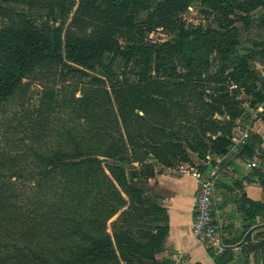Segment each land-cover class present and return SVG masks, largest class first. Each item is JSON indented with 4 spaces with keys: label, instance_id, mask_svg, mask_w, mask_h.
I'll return each instance as SVG.
<instances>
[{
    "label": "trees",
    "instance_id": "obj_1",
    "mask_svg": "<svg viewBox=\"0 0 264 264\" xmlns=\"http://www.w3.org/2000/svg\"><path fill=\"white\" fill-rule=\"evenodd\" d=\"M222 1L77 0L63 33L50 16L64 22L75 0H0V111L37 65L55 74L60 62L72 63L60 70L69 95L47 87L32 126L16 128L11 144L0 142V264H173L157 257L169 231L167 209L142 184L175 161L194 162L192 152L227 164L238 119L259 107L264 122V80L243 81L251 74L247 57L233 58L224 38L183 18L195 4L208 13ZM250 7L230 5L227 14L251 9L264 30V11L256 12L264 0ZM141 11L145 22L136 20ZM155 28L169 39H150ZM198 35L218 53L219 81L194 57ZM255 44L264 60V40ZM177 52L184 63L168 66ZM69 75L77 80L67 82ZM229 81L240 84L230 91ZM241 87L248 106L237 97ZM51 113L61 124L51 126ZM253 139L256 133L240 153L252 154ZM248 208L263 211L264 203L249 199Z\"/></svg>",
    "mask_w": 264,
    "mask_h": 264
},
{
    "label": "crops",
    "instance_id": "obj_2",
    "mask_svg": "<svg viewBox=\"0 0 264 264\" xmlns=\"http://www.w3.org/2000/svg\"><path fill=\"white\" fill-rule=\"evenodd\" d=\"M248 119L242 116L238 123L245 125ZM258 125L256 122L255 126ZM253 133L257 140L251 142V155L246 150L228 151L223 158L227 164L220 166L217 162L213 169V217L219 227L213 239L195 236L192 231L197 180L189 174H174L168 168L157 175L155 180L164 190L169 218L161 257L188 264H264V248L249 249L264 240L260 236L264 230V210L248 208L249 199L264 203V125L261 131ZM253 162L255 166L250 165ZM234 245H242V250L235 252Z\"/></svg>",
    "mask_w": 264,
    "mask_h": 264
},
{
    "label": "rangeland",
    "instance_id": "obj_3",
    "mask_svg": "<svg viewBox=\"0 0 264 264\" xmlns=\"http://www.w3.org/2000/svg\"><path fill=\"white\" fill-rule=\"evenodd\" d=\"M257 0H223L220 8H214L210 10L208 7V13H204L201 11V7L197 4L193 5L189 8L186 14L183 15L188 22H193L195 24H202L205 29L206 35L215 38V39H225L227 43L231 47V56L236 58L240 54L245 55L247 57L249 70L251 74H245L243 77V81H245L248 85L252 86V84L260 85L261 81L264 80V60L261 55L258 54L260 47L255 44V42H260L264 40V30L260 26L261 23L256 16L251 14V5L256 3ZM77 0H75L74 8L69 17L63 22L62 19L55 16H50V22L52 25H60V23L64 24V32L67 28L73 12L77 8ZM232 7H241L248 8L250 7L249 13L244 15V12L236 11L231 15L227 14L229 6ZM19 8H25L23 5H19ZM264 11V7H258L256 12L259 14ZM147 12L141 11L137 16L136 20L145 22L147 20ZM1 19V18H0ZM46 19V17H44ZM220 22L225 23L227 27L224 29ZM149 38L156 42H163L169 39V35L166 33L165 29L155 28L152 31L148 32ZM208 39L205 36H196L195 43V53L194 57L197 61L202 63V68L208 70V75L210 74L215 81H219L222 79L221 76H218L217 67L219 56L215 49H211L210 45L207 43ZM168 66H181L184 63L183 56L181 52L169 54L166 60ZM66 64H72L68 60H64L58 64V71L52 74L46 65L47 63H40L37 65L35 71L29 76L23 79L22 87L15 93L13 97H11L4 104V110L0 111V135L8 132L9 135L3 137L0 142L2 145L11 144L13 139L12 133L18 131L16 128H24L26 126H32V122L29 121L30 117L37 116V108L40 107L42 92L47 87L53 86L56 96L62 97L64 96L62 90L65 89V92L69 95L70 88H66L63 77L60 75V70L62 67H66ZM92 73V72H91ZM76 75H69V80L67 82L76 81ZM256 78V79H255ZM208 88L218 89L220 83L212 82L208 80ZM240 83L233 84L229 81V90L231 91L233 88H238ZM73 86V84L71 85ZM229 91V92H230ZM65 94V93H64ZM77 96L80 95V92H76ZM238 98L243 100L242 105L248 106L250 102V98L248 95L244 93V88L241 87L240 93L237 96ZM54 114V113H53ZM51 126H56V124L60 123L61 120L59 118H55L56 115H52L51 113ZM20 121H22L20 123ZM14 131V132H13ZM17 132H15L16 134ZM7 137H10L7 140ZM10 140V141H9ZM8 141V143H6ZM194 159V162H184V161H175L171 167L168 169L174 173L179 174V166L184 163H193L200 169L203 167L206 168V171H212L215 169V164L212 161L210 155H207L205 159L197 157L195 153H191ZM143 188L147 192L148 196L154 199L156 202L164 205L163 196L164 190L162 187L158 185L155 179L148 180L147 184H142ZM157 196V197H156ZM165 207V205H164ZM166 208V207H165ZM117 217V214L109 220L108 224L112 222L113 219ZM162 254H157L158 258H161ZM173 264H188L186 262L175 261Z\"/></svg>",
    "mask_w": 264,
    "mask_h": 264
},
{
    "label": "built area",
    "instance_id": "obj_4",
    "mask_svg": "<svg viewBox=\"0 0 264 264\" xmlns=\"http://www.w3.org/2000/svg\"><path fill=\"white\" fill-rule=\"evenodd\" d=\"M231 83L233 84L232 86L235 85L234 81H231ZM259 110V107L252 109L251 115L245 125L237 124L236 131L231 136L229 152H240L243 146L248 143L254 130L255 132L262 130L264 122L258 117ZM256 122L259 124L258 126H255ZM226 155H224V157ZM255 164L256 163L253 162L250 165L255 166ZM179 172L183 175H192L197 180V190L193 199L195 210V218L192 222L193 234L195 236L213 239L219 229L213 217L215 189L214 170L210 171L208 174L193 163H184L179 166ZM232 249L235 252H240L242 250V245H234Z\"/></svg>",
    "mask_w": 264,
    "mask_h": 264
}]
</instances>
